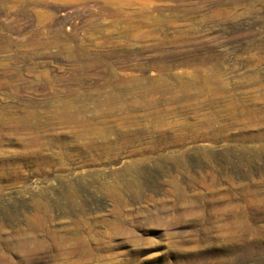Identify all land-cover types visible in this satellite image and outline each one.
<instances>
[{"label":"rangeland","instance_id":"374dc122","mask_svg":"<svg viewBox=\"0 0 264 264\" xmlns=\"http://www.w3.org/2000/svg\"><path fill=\"white\" fill-rule=\"evenodd\" d=\"M12 23L0 104L37 114L0 126V264H264V0H0ZM202 40L213 89L116 86Z\"/></svg>","mask_w":264,"mask_h":264},{"label":"bare ground","instance_id":"6f19581e","mask_svg":"<svg viewBox=\"0 0 264 264\" xmlns=\"http://www.w3.org/2000/svg\"><path fill=\"white\" fill-rule=\"evenodd\" d=\"M0 28L1 30L4 29L5 31H7V30H13L16 27L14 26V24L13 25L0 24ZM169 41L176 43L179 40H177L176 38L169 39L168 36H164L163 38L159 39L158 42H161V44L163 45V44H167V42ZM206 44L207 43L202 40V42L200 43V47L196 49H188L186 51L178 49V50H174L172 54H170L171 51H164L163 49L159 50L158 56L161 58V60L167 61V63L162 66H158L156 69H158V72L161 73L162 75L164 73L165 74L168 73L167 74L168 79L162 80L156 78L149 80L148 83L152 84L150 88L143 83L142 79H135L133 81L118 80L116 82V86L126 84L129 88L131 87L135 88L136 92L139 91V95L143 98V104H141V107H149V108H158L160 107V105H162L165 101L168 100L173 102L177 101L176 98H179L181 100L185 98L189 99L191 96L199 95V93L205 91L206 89L208 90H210V88L213 89V87H215L216 84L220 85L219 82L220 66L219 63L215 60V58L219 57V54L218 55L213 54L212 50H210L209 48H202ZM10 45H13L12 41L0 37V49H4L5 47ZM179 67H183V68L179 70ZM188 102L190 101L188 100ZM184 105L185 104H183V106ZM192 105L190 104L188 106L192 107ZM197 107L199 106L196 105L195 108ZM36 114L37 113L35 111H30L28 109H22V110L19 109L15 111L12 110V108H8V106H2L0 104V126L2 125V126L10 127L16 125V126H21L23 128L30 127L32 120L36 117ZM18 120H20V123L16 122ZM48 214H50L49 210H45L43 216L39 217V221L45 222L47 220ZM80 253L85 256L92 255L91 250H87L85 252H80Z\"/></svg>","mask_w":264,"mask_h":264}]
</instances>
